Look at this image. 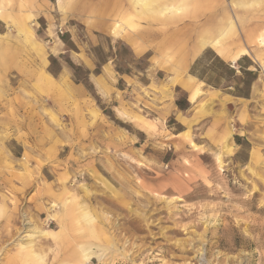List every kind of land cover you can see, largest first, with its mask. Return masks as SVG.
Wrapping results in <instances>:
<instances>
[{
    "label": "rangeland",
    "instance_id": "rangeland-1",
    "mask_svg": "<svg viewBox=\"0 0 264 264\" xmlns=\"http://www.w3.org/2000/svg\"><path fill=\"white\" fill-rule=\"evenodd\" d=\"M70 2L3 8L24 51L0 82V264H264V0L227 7L226 55L155 35L190 29L191 0H160L182 18H134L135 35L129 0Z\"/></svg>",
    "mask_w": 264,
    "mask_h": 264
},
{
    "label": "crops",
    "instance_id": "crops-1",
    "mask_svg": "<svg viewBox=\"0 0 264 264\" xmlns=\"http://www.w3.org/2000/svg\"><path fill=\"white\" fill-rule=\"evenodd\" d=\"M70 1L71 0H68V4L71 3ZM261 1L262 0H191L192 22L189 25L190 29L187 27V29H189L188 31L187 29L184 30V28H186L185 26L187 25H182L181 28L175 26V28H173L171 31L165 30L155 35H202V37L197 41V49H200L205 45H209L210 47L215 49L218 54L226 55L228 54L227 52H225L226 43H233L235 40L237 41L242 34L241 29H239L238 26L234 25L235 21L229 19V14H227L226 12L227 7L231 6L238 10L241 8L253 6ZM129 2H131V5ZM129 2L126 6L129 8L132 7V11L129 19H127L126 25L128 28H130L129 32L131 33H128L126 35H135V33L132 31L138 28V23L135 22L134 18L139 19L140 17L147 19L155 15H170L176 19H181L185 11V8L182 5L168 6L167 4L159 3L160 0H129ZM92 3L93 6H97L102 9V15L104 16L106 15L105 11L108 8H123V6H125L126 0H93ZM219 5L223 7L221 12L218 13L216 11H211L208 13V10H212V8H216ZM5 7H7L6 0H0V22L2 23L6 22L5 18L7 17L6 13H4L3 10V8ZM59 7L61 6L59 5ZM202 16L205 17V20L203 19V21L201 22L199 20ZM211 21H215L218 23L213 24L211 23ZM164 22H167V20H165ZM122 29L123 27L120 26V29L116 35H119ZM189 31L191 33H189ZM6 35L8 36L5 37ZM146 35L153 34L150 32V30H148L146 32ZM261 35H259V40H261ZM222 47H224V49ZM23 51L24 49L22 48L18 37L14 33H7L4 30L0 32V82H3L5 78L14 71L21 72L23 63ZM231 60L233 62L235 60L234 57H232ZM17 124L19 126L23 124L27 125L28 122L20 120L17 122ZM38 142H40V140L39 138H36L35 143L40 144ZM47 195L48 198L51 199L49 197V193Z\"/></svg>",
    "mask_w": 264,
    "mask_h": 264
},
{
    "label": "bare ground",
    "instance_id": "bare-ground-1",
    "mask_svg": "<svg viewBox=\"0 0 264 264\" xmlns=\"http://www.w3.org/2000/svg\"><path fill=\"white\" fill-rule=\"evenodd\" d=\"M119 29H120V26L118 25V24H116V25H114V27H113V32L115 33V34H117V32L119 31ZM261 42H262V39H261ZM219 43V42H218ZM221 43V42H220ZM224 45V44H223ZM219 46H221V45H219ZM217 47V46H216ZM215 47V48H216ZM225 47V46H224ZM224 47H222L223 49H224ZM215 50V49H214ZM222 50V49H221ZM225 52H226V48H225ZM225 55V54H224ZM232 61V60H231ZM194 146H196V144H194ZM53 196H54V194H53V192L52 191H50V193H49V197L51 198V199H53ZM1 206L2 205H0V214H2L3 213V209L1 208ZM57 206V204L56 203H54V202H52L50 205H49V210H48V212L49 211H52V212H50V213H47V221H46V224L48 225V226H50L51 224H52V221L55 219V217H56V219H58V221H61L59 218H57V214H56V212H55V207ZM39 208H41V206H39ZM37 214V213H36ZM40 215V214H39ZM82 218H83V220H84V218H86V216L85 215H82ZM55 219V220H56ZM87 223H88V221L87 220H85ZM29 233V232H28ZM50 235V234H49ZM52 236H53V234H51ZM28 236H30V234L28 235ZM52 244H54V243H52ZM55 245V244H54ZM53 246V245H52ZM23 247V246H22ZM21 247V248H22ZM51 247V246H50ZM56 248V247H55ZM51 253V252H50ZM92 251H90L89 249H87V248H85V245H81L80 247H79V251H78V253H77V255L79 256V259L81 260H88L89 259V257L92 255ZM30 259V262H31V264H43V259H42V256L39 254V253H35V254H33V255H31V254H29L28 255V257H27V259ZM53 259H55V255L53 256ZM11 264H13V262H10Z\"/></svg>",
    "mask_w": 264,
    "mask_h": 264
},
{
    "label": "trees",
    "instance_id": "trees-1",
    "mask_svg": "<svg viewBox=\"0 0 264 264\" xmlns=\"http://www.w3.org/2000/svg\"><path fill=\"white\" fill-rule=\"evenodd\" d=\"M215 61H216V62H219L220 64L222 63V65H223V61H221L219 58H216ZM52 62H54V59H53ZM227 66H228V72H230V73H234V69L230 68L229 65H227ZM72 68H73V70L76 69V68H74L73 66H72ZM50 71H51L53 74H55V71H54L53 69H50ZM198 76L201 77V78L203 77V75H202L201 73H199ZM208 82H211V83L217 85V82H216V81H212L211 79H208ZM177 105H178L180 108H184V107L181 106L180 103H178V102H177Z\"/></svg>",
    "mask_w": 264,
    "mask_h": 264
}]
</instances>
